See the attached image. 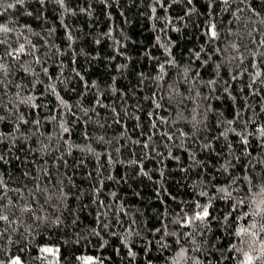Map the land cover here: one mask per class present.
Returning a JSON list of instances; mask_svg holds the SVG:
<instances>
[{"label":"trees","instance_id":"trees-1","mask_svg":"<svg viewBox=\"0 0 264 264\" xmlns=\"http://www.w3.org/2000/svg\"><path fill=\"white\" fill-rule=\"evenodd\" d=\"M7 2L11 0H6L2 6L7 7ZM207 3L208 0H194L197 13L186 16L183 21L178 19L186 10L183 3L173 5L167 13L153 5L157 7L156 18L153 19L150 0H65L66 7L72 10L70 12H65L54 0H49L44 9L43 20L27 15L29 11L35 14L39 7L31 0L24 6L17 5L15 9H9L5 13L6 17L15 20V24L10 26L16 27L17 32L21 31L24 24L31 25L32 31L23 29L24 34L37 44V55L41 56L48 73L46 75L43 72L41 65H33L39 76L28 75L21 81L18 78L24 74L18 63L10 58L6 61L12 73L8 79L25 86L21 89V95L41 96L36 103L47 107L32 110L17 103L15 108L8 105L0 109V115L6 117L4 122H0V131L7 132L14 127L12 121L16 120L17 110L23 112L29 121L27 125L20 126L27 139L22 137L17 141L16 147L12 148L10 163L4 166V178L10 187L20 186L24 181L20 173L30 168L42 186L51 187L62 180L69 198L61 205V227H35L31 235H21L23 228L15 232L9 230L0 239V258L7 260L9 256L18 254L25 264H54L55 257L48 256L45 259V253L40 251L41 247L51 246L60 248V264H80L76 259L80 255L100 257L103 264H148L149 258L151 264H165L161 256H169L170 250L162 253L158 246H152L151 251H146L147 242L154 240L149 229L160 226L161 213H167L172 218L181 208L190 207L194 198L205 202L206 198L195 195L201 188L207 186L206 190L211 195L214 192L211 187L213 183L227 182L226 176L216 171L225 162V158H232L227 147L228 141L223 137L216 139L220 132L225 128L253 132L256 127L264 125V85L257 81L253 89L247 87L251 83L249 73L254 72L249 65L250 49L255 46L250 44L251 37L245 35V25L250 28L255 23L258 28L264 27L259 23L260 17L245 5H240L245 11L240 13L241 20L236 21L230 9L225 10L223 5L217 4L213 12L218 29L221 30L222 41L227 29L233 27L227 21L232 20L235 39L239 40L243 36L241 52L244 53V63L240 64L239 60L226 62L223 57L213 56L207 66L200 67L212 49V44L203 34L205 29L201 27L202 23L209 20L205 14ZM238 4L239 0H236L232 7L235 8ZM248 4L254 6L260 16L264 17V0H248ZM164 17L171 18L173 25L180 31H173V25H167ZM50 29L55 31L50 34ZM69 33L73 37L72 41L68 40ZM253 35L257 39L264 38L259 33ZM97 40L99 43H96ZM169 43L173 45L171 55L175 57L178 66H166L168 75L160 81L156 79L158 65L169 58L168 51L161 45ZM244 45L249 47L245 48ZM201 47L205 49L201 53V59L192 63L195 60L194 52ZM44 53L48 54L47 57ZM24 59L30 61L32 57ZM218 62L221 63V68L217 73L215 65ZM123 65L127 67H121ZM244 67H248V72L231 80V75L237 74ZM259 67L264 69V64ZM184 68L192 70L190 78L198 70L204 81L217 78L218 75L220 79L214 86L215 90L199 83V78L195 86L191 85V79L185 82ZM36 80L42 83L35 84L33 88ZM49 84L55 85L56 92L72 106V112L80 117L79 120L67 109L60 107L56 95L48 88ZM229 84V92H224L223 89ZM168 85L179 88L185 96L188 95L187 89L192 86L193 91L201 93V97H207L202 103L197 99L201 112L198 119L205 120L206 128L205 124H201L194 129L191 123L178 117L176 97L173 96L172 102L167 99L171 94ZM257 89L258 95H252L251 92ZM15 91L10 88L2 103L6 104L9 100L15 102ZM153 93L158 100L161 95L165 96L160 101L163 107L156 112L168 120L165 124L153 116L156 129L151 127L152 121L148 115L153 112L154 102L146 99L152 97ZM97 97L106 107L95 104ZM186 103L187 108L182 109L183 116L190 120L193 104L191 101ZM208 105L211 106L210 110L205 112ZM80 106L95 108V111L84 116ZM236 110L240 111V117H236ZM116 113H119V117ZM53 115L56 116L54 121L51 120ZM61 118L67 121V126L71 129L70 135L61 132ZM34 119L41 121L38 127L31 123ZM115 119H119L121 123H115ZM177 120L179 122L174 123ZM229 120H234L235 123L228 125ZM245 121H248L247 126ZM176 129H182L187 136L181 137ZM163 132L173 135V140H168L161 134ZM85 133L90 139H85ZM15 135L20 136V133ZM101 135L104 136V141L98 140ZM149 135L151 140L148 139ZM248 138L251 156L246 155L237 135L229 133L228 136V140L233 142L232 151L241 157L239 163L233 159L236 167L232 172L238 177L246 174L243 170L246 160L252 159L255 162L264 156L259 133ZM64 140L71 145L90 144L101 155L97 158L95 154L79 150H73L68 155ZM135 140L140 141V144H134ZM10 141L11 138L9 144ZM209 141L213 147L205 150L203 144ZM41 142L50 143L48 153L43 156ZM145 142L149 144L148 149L142 147ZM117 147L120 148L119 152L115 151ZM17 148L20 150L17 151ZM16 155L20 156V161L15 160ZM61 155L64 159H58ZM193 156L202 161V165L194 166ZM65 160L67 164L64 163ZM33 161L36 163H32ZM132 161L137 163L133 164ZM141 164L148 173L147 176L139 174ZM45 169L48 171L47 176L44 175ZM250 172L255 175V170ZM30 183L34 184L36 181L30 180ZM96 189H99L98 194ZM113 192L115 197L112 196ZM10 195L15 196V193ZM98 201H103L104 206ZM185 201L189 203L185 204ZM214 207L218 210L217 215L229 210L228 204L222 200L214 201ZM98 216L100 219H97ZM73 220L76 222L73 223ZM25 221L28 222L27 217ZM130 228L139 235L129 237ZM212 228L213 233L219 237L215 241L216 248L227 249L230 240L234 238L229 237L216 222H213ZM93 229L99 231L100 236H96ZM159 235L156 234V238ZM8 237L11 238V243L8 242ZM129 247L136 253L135 258L129 254ZM21 248L24 249L23 252L19 251ZM216 248L197 255L201 256L204 264H209V261L211 264H237V261L231 260L234 253L216 251Z\"/></svg>","mask_w":264,"mask_h":264},{"label":"snow or ice","instance_id":"snow-or-ice-1","mask_svg":"<svg viewBox=\"0 0 264 264\" xmlns=\"http://www.w3.org/2000/svg\"><path fill=\"white\" fill-rule=\"evenodd\" d=\"M3 2L6 0H0V109L8 107L11 105L12 108L16 107V104L26 105L32 110L40 109L41 107H47L46 105H41L36 103L37 100L41 99V96L33 97L28 95L26 97L21 95V89L25 87L21 83L16 82V80L8 79L12 74L9 70V65L6 61L10 58L12 61H16L19 65L20 71L23 72V76H20L19 80H24L26 76L33 75L39 76V73L36 72L33 65H41L43 72L47 75L48 68L43 66L41 56L37 55L39 48L37 44H34L32 40L24 34L23 29L32 31L30 24H24L21 31L17 32V28L10 26L15 24V20L9 19L5 16V13L9 9H15L17 5L24 6L26 3L31 2V0H11L7 2V7H3ZM35 4H38L39 7L36 9L35 14L32 11L27 12V15L32 17L35 16L37 20H43L45 17V6L49 3V0H34ZM55 4L59 5L61 9L65 12L72 11L67 8L65 5V0H54ZM106 2V0H105ZM183 3L185 5V12L183 15L179 16L178 19L183 21L186 16H191L197 13V8L195 7L194 0H150V10L152 18L155 19V14L157 12V7L163 9L167 13L168 9L173 5H179ZM236 3V0H208L206 15L209 17L207 23H202L201 27L205 29L203 34L207 37L208 42L212 44V49L208 53L207 59H204L201 62L200 67H205L212 60L213 56L223 57L226 62H231L232 60H239L240 64L244 63V53L241 52L243 36L239 40L235 39L236 32L234 31L235 25L232 20H228L229 25H233L227 29L226 35L223 37L221 30L218 29L217 23L215 22V13L213 9L216 8L217 4L223 5L225 10H231V15L235 18L236 21L241 20L240 13L245 11L244 7L240 5H245L248 7V10L251 11L254 15L260 17L259 23L261 26H264V17L260 16V13L256 11L254 6L248 4V0H239V4L233 8V4ZM156 5V6H153ZM191 6V7H188ZM83 11V9H82ZM165 23L167 25H173L172 19L164 17ZM67 28V25H65ZM245 35L251 37L250 44L255 46L250 49L251 59L249 60L250 67L254 72H250L251 83L247 85L249 89H253V85L260 82L264 85V69H261L259 65L264 64V38L257 39L253 33H259L261 36H264V27H256L255 23L249 28L248 25H245ZM55 29H50L49 33L54 32ZM173 31H180L173 25ZM39 35L38 33H33ZM73 37L69 33L68 40L72 41ZM159 41V37H157ZM222 43H218L221 42ZM47 43V42H46ZM99 43V40L96 41ZM118 43V42H117ZM30 46V47H29ZM162 47H165L168 51L169 58L164 62L159 63L158 65V76L157 80L162 81L165 76L168 75L166 71V66H178L175 60V57L171 55V43L162 44ZM245 48H248V45H244ZM205 49L201 47L199 51L194 52L195 60L192 63H195L196 60L201 59V53ZM47 57V53L43 54ZM24 57H32V59L26 60ZM153 59H157L153 57ZM121 67L126 68V65ZM217 73L221 68V63H216L215 65ZM192 71L190 68H184L183 70V79L185 82H188L191 79V85L195 86L199 78V83L206 85L211 90H215L214 86L217 84L220 77L217 75V78L208 79L204 81L200 77V72L197 70L195 74L189 77V73ZM245 72H248V67L241 68L237 74L231 75V80H236L238 76H243ZM80 75L78 72L76 73ZM143 75V74H141ZM51 80V77H49ZM83 79V77H81ZM115 79V78H113ZM42 83V81L36 80L33 83V88L35 84ZM227 83V81H225ZM190 86L187 91L188 95L185 96L180 92L179 88L174 87L173 85H168L171 89V94L167 96V99L172 102L173 96L176 97L175 104L178 110V117L184 119L193 125V128H198L201 124H205V120L201 117L200 104L197 103V99L201 100V103L207 99V97H201V93L196 90L193 91V87ZM87 87V85H85ZM93 87H95V82H93ZM231 85L223 89L224 92H229ZM14 88L16 91L13 93V96L16 98L15 102L9 100L6 104L2 103L4 97L9 93V89ZM48 88L50 91L56 95L58 103L61 108L67 109L72 116L76 117V120H79L80 117L76 116L75 112H72V106L67 103L60 95L56 92L54 84H49ZM113 91H116L113 89ZM252 95H258V89L251 92ZM146 99H151L154 102L153 112L149 113V119L151 122V127L153 129L157 128L155 120L152 119L153 116L156 119L162 120L163 123L167 124L168 120L164 117H160L156 112L157 109L163 107L161 100L165 99L164 95H161L159 100L156 97V94L153 93L152 97H146ZM235 99V97H233ZM188 101H191L193 108L191 109V119L188 120L187 117L183 116V108H187ZM95 104L100 107H106V105L101 103L99 97L96 98ZM81 107V111L84 116H88L90 111H95V108L89 109ZM210 105L206 106L204 111L210 110ZM112 111L115 113L116 110L113 108ZM16 120L12 121L14 127L9 129V131L4 132L0 131V239L5 237V234L9 230L15 232L19 231L20 228H23L21 235L28 234L31 235L35 227H40L44 225H51L53 227H61L62 220L61 215L63 210L61 205L66 202L69 198V193L64 191L63 181H57L55 185L49 187L48 185H41V182L37 176H33L32 170L30 168L26 169L20 176L24 178L23 183L17 187H10L9 183L5 180L6 169L5 165L10 163V156L12 155V148L16 147L17 141L21 140L23 137L25 140L27 137L20 130L21 124L27 125L29 121L25 118L23 112H19ZM99 115V113H97ZM236 117H240V111L236 110ZM116 116L119 117V113H116ZM90 119V117H89ZM139 120V117H136ZM251 119V118H250ZM6 117L0 115V122H4ZM51 120H56V116L53 115ZM115 123L119 124L121 121L119 119L114 120ZM179 120L174 121L178 123ZM35 126H39L41 121L39 119H34L31 122ZM87 121H85V124ZM235 123L234 120L227 121L228 125ZM245 126H247L248 121H245ZM251 123L255 124L254 120H251ZM103 127V125H100ZM207 125L205 124V128ZM59 128L62 133L69 134L71 129L67 126V121H64L63 118L59 121ZM179 132L181 137H186L182 129H176ZM20 133V136L15 135ZM229 133H233L239 137V142L244 146V152L247 156H251L252 153L249 151L251 147L249 136L254 135V133H259L260 146L264 147V125L256 127L253 132H247L246 129L243 132L237 131L236 128H225L220 132L219 136L223 137L225 141H228L227 147L231 153L232 158H225V162L220 165L216 170L217 172L223 174L227 178V182L224 184H212L211 187L214 189V192L210 195L209 191L206 190L207 186L201 188L199 192H195L197 197L206 198L205 202H201L199 198H194L191 201V206L187 209L181 208L179 212L175 213V216L169 218L167 213L160 214V226L149 229L152 233L154 240H149L146 245V251H151L152 246H158V249L163 253L164 251L170 250L169 256H161V259L164 260L165 264H204V261L201 259L200 253L203 255L205 252H210L211 248H216L215 241L219 239L213 233V222H216L220 225L229 237H233V240H230L227 249L216 248V251L226 250L228 252L234 253L231 256V260L237 261V264H264V156L257 159L253 162L252 159L246 160L243 165V170L246 173L243 177H238L233 174L232 169H235L236 164L233 163V159L240 162L241 157L236 156L232 151L233 142L228 140ZM163 136L167 137L168 140H173V135H170L168 132L161 133ZM41 135H43L41 133ZM85 139L88 140L87 133L84 134ZM11 138L10 144L9 139ZM63 139V136L59 137ZM151 135L148 136V139L151 140ZM99 141H104V136L101 135L98 137ZM42 143L41 155H46L50 148L49 144ZM111 143V141H107ZM134 144H140V141H133ZM66 145L65 151L68 155L72 154L73 150H79L81 152H88L90 154H95L97 158L101 155L100 153L95 152V149L91 147L90 144L84 145H71L67 140H64ZM143 148L148 149L149 144L147 142L143 143ZM211 142H206L203 144L205 150L212 149ZM20 149L17 148V151ZM30 151H35V149H29ZM115 151L119 152L120 148L117 147ZM171 155V154H170ZM16 161H20V156L16 155ZM175 158V157H172ZM58 159H64L63 155L58 157ZM109 159L111 160V154L109 153ZM193 165L200 166L202 161H198L195 157H192ZM115 162V161H113ZM32 163H36L33 161ZM47 163V161H44ZM67 164V161H64ZM133 164L137 163L132 161ZM250 170H255V175H252ZM182 171H187V169H182ZM147 176L148 173L143 170V165L140 166V173ZM44 175H48L47 169L44 171ZM163 175V173H161ZM112 179L111 176L108 177ZM70 179V178H69ZM215 179V178H213ZM30 180H35L36 183H30ZM97 194L99 189H96ZM10 193H15V196L10 195ZM115 193H112V196L115 197ZM159 195V193H158ZM42 197V199H41ZM174 200L175 197H172ZM222 200L228 204L229 210L222 215H217V209L214 207V201ZM23 201V203H21ZM101 206H104L103 201H98ZM185 204L189 202L185 201ZM27 217V221H25ZM97 219H100L98 216ZM76 221L73 220V223ZM135 224V221L132 222ZM171 225L172 227H169ZM107 227V225H105ZM93 232L96 236H100V232L96 229H93ZM156 234H160L156 238ZM138 236L139 233L133 229L128 230V236ZM8 242L11 243V238L8 237ZM106 243V241H105ZM127 246V245H126ZM210 246V247H209ZM20 252H23L24 249H19ZM40 251L45 253V259L48 256L55 257L54 264H60L59 247L45 246L41 247ZM129 254L135 258L136 253L132 251L129 247ZM238 257H240L238 259ZM80 261V264H103V259L100 257H94L91 255H80L76 257ZM228 259V257H224ZM0 264H25L22 257L18 254L11 255L7 260L0 258ZM148 264H151V259H148ZM211 264V261H209Z\"/></svg>","mask_w":264,"mask_h":264}]
</instances>
